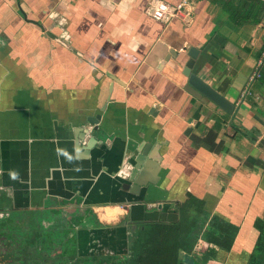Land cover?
<instances>
[{
    "label": "crops",
    "instance_id": "1",
    "mask_svg": "<svg viewBox=\"0 0 264 264\" xmlns=\"http://www.w3.org/2000/svg\"><path fill=\"white\" fill-rule=\"evenodd\" d=\"M154 1L0 0L2 185L26 208H89L103 225L174 222L190 196L207 213L182 264H264V40L230 18L229 0H196L189 24L155 20ZM190 48L189 72L233 115L184 90ZM143 145L161 162L132 194L125 172ZM105 208L118 210L105 219ZM90 231L99 248L127 252L124 225Z\"/></svg>",
    "mask_w": 264,
    "mask_h": 264
},
{
    "label": "flooded vegetation",
    "instance_id": "2",
    "mask_svg": "<svg viewBox=\"0 0 264 264\" xmlns=\"http://www.w3.org/2000/svg\"><path fill=\"white\" fill-rule=\"evenodd\" d=\"M1 181L0 177V264H93L90 259L76 260L90 257L85 253L79 256L78 233L91 225L104 227L92 210H73L67 204L58 209L45 204L26 208L16 203ZM122 225L121 221L117 224ZM27 248L33 250L28 253ZM111 252L96 256L120 255ZM105 260L101 264H107ZM110 264L121 262L113 258Z\"/></svg>",
    "mask_w": 264,
    "mask_h": 264
},
{
    "label": "trees",
    "instance_id": "3",
    "mask_svg": "<svg viewBox=\"0 0 264 264\" xmlns=\"http://www.w3.org/2000/svg\"><path fill=\"white\" fill-rule=\"evenodd\" d=\"M225 7L224 11L229 12L230 18L240 20L239 26L245 22L257 24L264 13V0H229ZM175 205L174 211L178 218L174 222L132 223L125 219V254L76 258L77 262L90 259L93 264H101L106 259L107 264H110L111 260L116 258L121 264H182L178 257L179 250L186 253L192 251L206 221L200 216L207 212L200 201L190 196ZM209 224L222 233L224 243L232 244L234 233L223 228L216 218ZM255 225L264 227V222L257 220Z\"/></svg>",
    "mask_w": 264,
    "mask_h": 264
},
{
    "label": "water",
    "instance_id": "4",
    "mask_svg": "<svg viewBox=\"0 0 264 264\" xmlns=\"http://www.w3.org/2000/svg\"><path fill=\"white\" fill-rule=\"evenodd\" d=\"M197 54L198 51L195 48H190L187 52V56L190 60L188 61L185 69L187 81L184 85V90L196 98H200L202 96L206 97L223 112L228 115H233L236 112L234 104L230 103L222 95L218 94L212 87L208 86L200 78L189 72ZM88 122L91 126L95 125V122L92 120H88ZM93 131H96V128H93ZM79 135L80 136L77 138L78 140L81 139L84 145L91 140V138L89 139V137L83 136V134ZM144 146L145 145L142 147L139 146L135 149V152L132 154V161L125 172L126 183L123 184L122 189L132 194H137L142 187L147 185L149 172L155 169L157 170V168H159V163L161 162L155 146ZM181 255L182 252L179 251V259H181Z\"/></svg>",
    "mask_w": 264,
    "mask_h": 264
},
{
    "label": "built area",
    "instance_id": "5",
    "mask_svg": "<svg viewBox=\"0 0 264 264\" xmlns=\"http://www.w3.org/2000/svg\"><path fill=\"white\" fill-rule=\"evenodd\" d=\"M196 0H177L175 3H167L162 0H155L149 6V15L157 21L167 23L173 18H177L185 24L192 22L193 5ZM256 33H258L264 40V13L261 20L256 24ZM259 66L264 65V45L261 52V57L258 62ZM260 74L258 71L254 72L250 80L258 79Z\"/></svg>",
    "mask_w": 264,
    "mask_h": 264
},
{
    "label": "rangeland",
    "instance_id": "6",
    "mask_svg": "<svg viewBox=\"0 0 264 264\" xmlns=\"http://www.w3.org/2000/svg\"><path fill=\"white\" fill-rule=\"evenodd\" d=\"M117 224H115V225L112 224L111 226L114 227V226H117ZM101 226H106V225H103L102 224ZM105 236L110 239L109 234H106ZM82 237H86L87 240H86V243H84V245H83V243L81 244V248H77V250H79V253H78L79 256L81 254H83V253H85L87 255H90V256H96V255H100L102 253H107V251H105V249H101V248L98 247L100 242H99V240L95 239V237H96V233L95 232H93V231H90L89 233L88 232L87 233L86 232L84 233L82 231L79 232L78 233V236H77V239L78 240L76 239V241H78V246L79 247H80V242H81L80 241V238H82ZM82 239H84V238H82ZM115 241L116 242H120L119 238H117ZM83 242H85V241H83ZM122 242L124 244L125 240L122 239ZM27 250H28V253H29L33 249L27 248Z\"/></svg>",
    "mask_w": 264,
    "mask_h": 264
},
{
    "label": "bare ground",
    "instance_id": "7",
    "mask_svg": "<svg viewBox=\"0 0 264 264\" xmlns=\"http://www.w3.org/2000/svg\"><path fill=\"white\" fill-rule=\"evenodd\" d=\"M116 208H105V209H101V218H109V217H113V214L116 213Z\"/></svg>",
    "mask_w": 264,
    "mask_h": 264
}]
</instances>
